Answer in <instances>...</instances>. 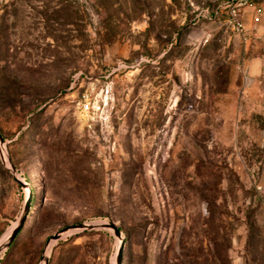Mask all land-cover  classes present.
<instances>
[{"label":"rangeland","instance_id":"rangeland-1","mask_svg":"<svg viewBox=\"0 0 264 264\" xmlns=\"http://www.w3.org/2000/svg\"><path fill=\"white\" fill-rule=\"evenodd\" d=\"M0 135V264H264V0H0Z\"/></svg>","mask_w":264,"mask_h":264},{"label":"built area","instance_id":"built-area-1","mask_svg":"<svg viewBox=\"0 0 264 264\" xmlns=\"http://www.w3.org/2000/svg\"><path fill=\"white\" fill-rule=\"evenodd\" d=\"M237 14L238 9H232L230 24L237 34L243 35V23ZM109 76L110 74L90 77L81 71L73 75L71 95L78 114L85 120L105 121L108 118L113 100L112 81Z\"/></svg>","mask_w":264,"mask_h":264},{"label":"water","instance_id":"water-1","mask_svg":"<svg viewBox=\"0 0 264 264\" xmlns=\"http://www.w3.org/2000/svg\"><path fill=\"white\" fill-rule=\"evenodd\" d=\"M3 142V138L0 135V143ZM12 168V165H10ZM13 169V168H12ZM29 199H27L25 206H24V213L23 215L19 218L16 226L9 232L6 240L3 242L2 245H0V251L2 249H6L7 247L10 246V244L13 242V240L15 239V237L17 236L18 232L20 231L24 220H25V215L27 213V210L29 208ZM97 228H110L112 229L114 235L117 238H120L121 240V245L123 244V237L121 235L120 230L112 223H78V224H73V225H69V226H65L60 228L57 232H55L53 235H51L49 237V240L52 241H57L62 239L65 236H71L73 234L79 233V232H83V231H87V230H92V229H97ZM48 257L44 256L43 257V262L44 264H48Z\"/></svg>","mask_w":264,"mask_h":264},{"label":"bare ground","instance_id":"bare-ground-1","mask_svg":"<svg viewBox=\"0 0 264 264\" xmlns=\"http://www.w3.org/2000/svg\"><path fill=\"white\" fill-rule=\"evenodd\" d=\"M7 233L4 235V237H3V240L5 241L6 240V238H7ZM3 241V242H4ZM3 242H2V244H3ZM51 247H52V242H50V244L48 245V247H47V254H48V252L50 251V249H51ZM45 256H47V255H45Z\"/></svg>","mask_w":264,"mask_h":264},{"label":"trees","instance_id":"trees-1","mask_svg":"<svg viewBox=\"0 0 264 264\" xmlns=\"http://www.w3.org/2000/svg\"><path fill=\"white\" fill-rule=\"evenodd\" d=\"M79 233H77V234H74V235H71L70 237H68L66 240H64V242L65 241H67V240H69V239H71V237H73V236H77ZM63 242V241H62ZM13 243L14 242H12L11 244H10V246L8 247V249L10 248V247H12L13 246Z\"/></svg>","mask_w":264,"mask_h":264}]
</instances>
